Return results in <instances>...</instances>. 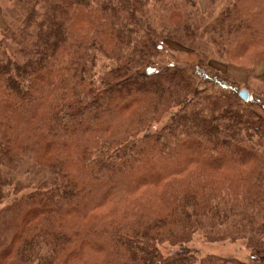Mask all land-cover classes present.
<instances>
[{
    "label": "trees",
    "instance_id": "16d2710c",
    "mask_svg": "<svg viewBox=\"0 0 264 264\" xmlns=\"http://www.w3.org/2000/svg\"><path fill=\"white\" fill-rule=\"evenodd\" d=\"M9 1L0 264H264V75L209 66L264 60V0ZM166 42L194 67L158 64Z\"/></svg>",
    "mask_w": 264,
    "mask_h": 264
},
{
    "label": "rangeland",
    "instance_id": "374dc122",
    "mask_svg": "<svg viewBox=\"0 0 264 264\" xmlns=\"http://www.w3.org/2000/svg\"><path fill=\"white\" fill-rule=\"evenodd\" d=\"M200 5L205 9V1L199 0ZM217 12V11H216ZM14 9L12 7V3L9 0H0V31L6 28L7 18L13 15ZM197 54L193 51L182 47L181 45L174 42H166L164 46V50L159 54L158 64H173L180 65L186 68H193L197 61ZM209 66L213 69L219 71L222 74L229 76L230 78L240 82L241 84H247L251 78L258 77L260 75H264V60L255 64L251 69L241 68L239 66L230 64L226 61H220L218 59H210ZM162 123L153 126L152 129L159 128ZM17 173V172H16ZM20 178H24L26 180L25 175L19 176ZM17 174L13 175L14 180H19ZM23 182V180L21 179ZM5 190H9L7 187ZM11 198H5L3 203L0 204V209L4 206V204L9 203ZM189 247L195 249L197 251L198 256L205 255H217L221 257H232L242 261L250 260L252 256L251 250L246 246L245 241L239 240L235 242H207L201 235H194L189 243L187 244ZM161 250L163 253H167L170 250L168 245H162Z\"/></svg>",
    "mask_w": 264,
    "mask_h": 264
},
{
    "label": "water",
    "instance_id": "95a60500",
    "mask_svg": "<svg viewBox=\"0 0 264 264\" xmlns=\"http://www.w3.org/2000/svg\"><path fill=\"white\" fill-rule=\"evenodd\" d=\"M238 95L239 98L244 102H247L249 100V93L246 90H241Z\"/></svg>",
    "mask_w": 264,
    "mask_h": 264
},
{
    "label": "crops",
    "instance_id": "0c3cea01",
    "mask_svg": "<svg viewBox=\"0 0 264 264\" xmlns=\"http://www.w3.org/2000/svg\"><path fill=\"white\" fill-rule=\"evenodd\" d=\"M264 67V66H263Z\"/></svg>",
    "mask_w": 264,
    "mask_h": 264
}]
</instances>
